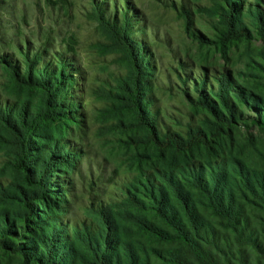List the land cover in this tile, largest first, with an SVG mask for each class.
I'll return each mask as SVG.
<instances>
[{
    "label": "rangeland",
    "instance_id": "obj_1",
    "mask_svg": "<svg viewBox=\"0 0 264 264\" xmlns=\"http://www.w3.org/2000/svg\"><path fill=\"white\" fill-rule=\"evenodd\" d=\"M129 1L138 18L133 34L146 46L145 63L153 65L152 77H147L152 84L146 82L142 87V94L152 99L143 106L158 110L164 131L183 137L189 124L198 126L206 144L175 152L174 148L153 142L141 120L139 102L135 108L120 93H113L112 84L116 83L112 79H119L121 87L127 86L128 78L134 75L129 62L132 55L135 60L136 57L126 41L127 45L123 40H113L102 30L93 16L95 0H0V102L24 105L32 116L37 114L45 91L38 85L17 81L12 63L23 61L22 53L29 46L53 58L51 51L55 48L58 52L60 46L64 56L74 60L72 74L78 80L73 97L82 115L60 123L64 140L73 145L68 151L76 157L65 175L64 191L48 195L63 198L72 219L79 224L89 217L87 208L94 214L89 203L98 200L108 203L125 196L119 187L122 177H136L140 170L177 169L191 161L203 164L224 158L232 167L227 177L232 200L241 219L246 221L248 236L255 241L252 246L244 245L241 254L248 264H264V202L259 199L264 198V0H249L252 9L247 5L239 7L237 0H233V6L226 0ZM182 4L187 5L189 15L182 11ZM117 11L123 18V11L119 8ZM224 11L241 15L245 36L224 38L220 20ZM3 54H9L11 61L3 60ZM205 72L222 80V90L228 86L225 96L235 109L224 105L225 101L212 93L208 85L205 94L229 122L216 118L203 104L206 98L201 84L195 86V82ZM230 110L238 111L239 115L233 119ZM2 118L0 113V190L13 192L15 198L9 204L0 203V236L9 226L16 235L11 232L5 238L23 245L25 241L19 235L26 238L33 235L26 229L19 233L24 222L22 215H17L18 207L23 195L32 192L33 187L24 181V171L16 170L10 153L11 138L6 133L9 125ZM37 137L31 140L37 143ZM240 166L245 169L254 192L242 186L237 175ZM63 173L60 176L64 178ZM137 188L138 194L131 193L144 199L139 193L140 185ZM194 200L201 228L222 238L218 244L224 251L240 255L235 252L231 236L208 212L203 199L196 195ZM171 201L181 214L176 201ZM142 214L155 227L169 232L151 210ZM122 217L127 218L126 214ZM119 218L114 215L117 221ZM119 222L120 240L133 247L135 264H166L174 244L155 240L131 222ZM79 243L73 237L74 252L70 257L75 264H88L91 256ZM119 255L121 264H128L121 251ZM21 262L19 251L0 242V264Z\"/></svg>",
    "mask_w": 264,
    "mask_h": 264
},
{
    "label": "trees",
    "instance_id": "obj_2",
    "mask_svg": "<svg viewBox=\"0 0 264 264\" xmlns=\"http://www.w3.org/2000/svg\"><path fill=\"white\" fill-rule=\"evenodd\" d=\"M95 1L97 6L92 7L93 16L102 25V30L113 40H123L124 44L127 42L136 57L135 60L132 55L129 62L134 75L128 78L127 86L121 87L119 79H112L116 83L112 84L115 85L113 93H120L127 102H132L130 104L134 107L139 102L143 112L141 120L144 126L148 127L147 135L153 142L174 148L175 152L206 144L205 135L198 126L189 124L183 137L167 129L164 131L160 124L158 110L143 106L146 100L152 99L142 94V87L146 82L148 85L152 84L147 77H152L150 69L153 65L145 63L148 58L146 46L133 34L138 18L130 1ZM226 1L233 6V0ZM237 1L239 7L247 5L252 9L253 4L249 0ZM117 8L123 11L121 19ZM182 11L189 15L187 5L182 4ZM220 20L224 38H239L246 35L240 14H229L224 11ZM24 41L27 44V41ZM127 48L126 50L130 52ZM58 49V52L55 48L51 51L55 56L53 58L49 53L33 51L29 46L22 53L24 57L23 61L20 60L22 63L18 61L12 63V73L17 81L33 84L36 87L38 85L45 91L42 107L37 109V114L32 116L24 105L0 102L2 121L9 125L6 133L11 138L10 153H13L16 170H23L24 181L33 187L32 192L24 194L21 198L19 214H17L18 217L22 215L24 222L19 233H23L26 229L32 232L33 237L26 238L19 235L25 242L23 245L21 243L15 245L5 238L12 232V228L6 226L0 236V242L21 253V264H75L74 259L70 257L74 252L73 237L80 242L83 249L89 252L91 260L88 264H121L120 251L126 257L128 264H135L136 256L133 247L122 242L119 237V221L125 220L155 240L175 245L174 250L165 259L166 264H248L243 258L245 255L241 254L244 252L242 247L252 246L255 241L248 236L246 221L241 219L240 210L232 200L227 183L228 170L232 167L227 159L221 158L203 164L191 161L178 166L177 169L172 167V169L140 170L136 174L138 178L122 177L119 187L124 190L125 196L121 200H109L108 203L99 200L89 203L94 214L91 211L88 212L87 208L86 213L89 217L80 221L79 224L72 219V212L67 210L69 205L63 198L53 199L48 195L64 191L65 175H68L69 170L72 169L71 160H75L76 157L68 151L73 145L64 140L65 132L60 130V123L75 120L78 115H82L78 112L80 106L76 104V98L73 97L77 86L75 83L78 80V77L72 74L74 60L65 57L60 46ZM2 58L11 61L9 54H3ZM221 81L205 72L196 80L195 86L201 84L206 98L204 106L216 118L228 121L205 94L206 85H208L212 93L225 101L224 105L235 109L229 97L225 96L228 86L222 90ZM214 83L217 85L216 89ZM237 115H239L238 111L235 113L230 110V117L234 119ZM46 126L49 127L48 130ZM32 137H37L38 142L32 141ZM12 138H15L14 149ZM61 173L64 178L60 176ZM237 175L241 178L244 189L248 192L253 191L251 181L242 166ZM137 184L141 187L139 193L146 200L131 193L134 191L138 194ZM196 195L203 199L205 207L217 220L218 225L231 236L228 235L232 238L235 252L240 255L236 256L233 252L224 251L218 244L222 238L217 237L209 229L204 231L201 228L196 216L194 200ZM14 198L13 192L0 190V203L9 204ZM171 199L176 201L181 214H178ZM259 199L264 202V198ZM55 207H58V210ZM118 209L121 212H117ZM262 209L264 210V206ZM148 210L152 211L154 217L161 220L169 232L155 227L145 218L142 212ZM1 211L6 213L4 208ZM122 214H126L127 218H123ZM114 215L120 216L118 221L114 219ZM12 234L16 235V231Z\"/></svg>",
    "mask_w": 264,
    "mask_h": 264
}]
</instances>
